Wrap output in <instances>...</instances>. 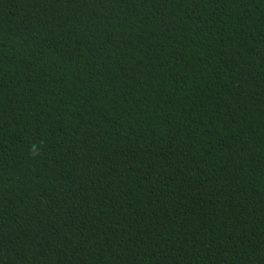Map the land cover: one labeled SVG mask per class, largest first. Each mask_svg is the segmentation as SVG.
Masks as SVG:
<instances>
[{"label": "trees", "instance_id": "obj_1", "mask_svg": "<svg viewBox=\"0 0 264 264\" xmlns=\"http://www.w3.org/2000/svg\"><path fill=\"white\" fill-rule=\"evenodd\" d=\"M0 264H264V0H0Z\"/></svg>", "mask_w": 264, "mask_h": 264}]
</instances>
